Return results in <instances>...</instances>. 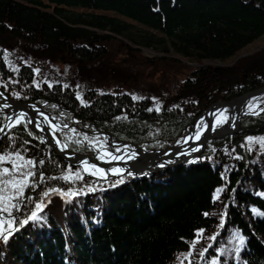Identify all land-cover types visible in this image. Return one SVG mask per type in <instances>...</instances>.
Returning a JSON list of instances; mask_svg holds the SVG:
<instances>
[{
    "label": "trees",
    "instance_id": "obj_1",
    "mask_svg": "<svg viewBox=\"0 0 264 264\" xmlns=\"http://www.w3.org/2000/svg\"><path fill=\"white\" fill-rule=\"evenodd\" d=\"M75 9L112 12L161 36L134 32L120 19ZM263 35L264 0H0V91L68 125L57 136L71 152L95 156L83 136L104 140L103 133L127 148L133 144L146 152L162 150L179 144L215 103L264 86V55L229 68L197 65L226 61ZM115 36L137 48L171 52L197 63L182 87L184 99L158 102L157 112L149 96L134 101L122 90L85 92V78L77 82L51 71L61 58L66 69L74 67L70 72L78 74L95 61L112 63L105 56ZM120 46L129 56L138 52ZM5 52L18 72L4 61ZM137 58V65L125 64L124 73H143L138 64L147 60L140 54ZM157 60L158 66L163 59ZM114 72L126 81L119 68ZM6 117L1 111L0 127ZM72 128L78 135L69 132ZM29 131L21 124L0 133V154L20 152L37 161L38 187L26 190V197L38 200L50 187L83 192L71 200L51 195L40 213L42 221L20 228L7 243L0 241V264H170L189 250L198 230L216 239L206 240L205 246L207 241L212 246L197 264L214 259L219 264H264V216L251 211L264 212V197L257 194L264 193V148L248 144L249 137L264 138V113L244 117L235 134L209 142L194 160L152 173L130 172L123 183H116L119 176L98 179L66 164ZM69 169L79 170L83 179L74 184L59 179ZM89 187L95 190L87 191ZM218 189L222 191L214 199ZM33 207L27 204L22 213L13 214L23 218ZM236 233L245 239L238 253Z\"/></svg>",
    "mask_w": 264,
    "mask_h": 264
},
{
    "label": "snow or ice",
    "instance_id": "obj_2",
    "mask_svg": "<svg viewBox=\"0 0 264 264\" xmlns=\"http://www.w3.org/2000/svg\"><path fill=\"white\" fill-rule=\"evenodd\" d=\"M158 10V9H157ZM3 59L6 61L11 68L12 71L18 72L19 69L14 67L10 60H8L7 52L3 54ZM38 71L39 70H35ZM49 87H52L51 84H49ZM65 88L68 87V85H64ZM3 94L0 93V96ZM76 98L80 100L81 104H84L85 101L80 96L79 93L76 94ZM142 99L141 97H137L135 95L132 96V100H138ZM153 101H156V98H153ZM3 108L9 107V105L5 104L3 106H0ZM53 108H55V105H52ZM249 109H253V105H248ZM36 111H39L36 109ZM148 111H153L152 108H149ZM155 111H160V105L158 102H156V108ZM253 114H256L253 111ZM41 116H43V123L48 125L52 128L53 132H55L57 129L60 128L59 125H53L49 118L47 116H44L43 113H40ZM220 115H223V112L220 113ZM9 121L8 125H5V127H0V133H3L5 131V128L11 129V127H16L21 124L24 125L25 128H27L28 124L32 123V120L28 118L27 113L21 111L16 114L15 118L12 116L6 117ZM52 119H55L53 117ZM119 119V117L117 118ZM221 123L219 118H217V124ZM201 125H203V121H201ZM36 128L39 131H43L44 128L41 126V122H36ZM64 128H68V125H64ZM69 132L73 135H78L76 133V129L72 128L69 129ZM29 135H32V132L29 131ZM200 131L198 130L195 136V139L200 138ZM11 139V137H9ZM191 139V137L189 138ZM69 141H71V136L69 137ZM83 141H87L89 143V146L96 150L97 152V158L100 159L102 162L105 163H111L112 161H118L123 160L124 156H117L113 155L111 151H108L107 148V141L101 140L99 137H93L90 138L87 135L83 136ZM41 142L43 143V138H41ZM77 144L81 143L80 140L75 141ZM25 143H28V141H25ZM59 144V141H57ZM253 143L260 144L261 148H264V138L254 139L253 137L248 138V144L251 145ZM67 147V144H65L61 150ZM251 150V149H249ZM117 152L121 151L120 148L116 149ZM125 154L129 156V158H132L135 156L134 152H130L127 146L123 149ZM192 151H198V149H192ZM239 158V157H237ZM44 161H39V164H43ZM6 164H10L11 167L4 166ZM163 166V165H161ZM37 167V161L33 159H26L20 152H10V153H4L0 154V241H3L4 243H7L8 239L16 232L19 231L20 228L24 227L25 225L29 224L30 222H40L43 220V217L40 215L41 212H43L44 207H46V202H50V197L53 194L61 196L62 199L65 200H71L77 195L82 194L83 189L81 190H75V189H68L63 190L58 187H50L48 190L43 191L41 193V198L38 200H34L32 197L28 196L26 197L25 193L26 190L32 189L35 190L38 187V184L34 177H36V172L34 169ZM82 168L84 171L89 175L97 176L98 179H104L107 180L108 175L113 176H119L121 179L116 181V183H123V176H124V170L119 168H111L107 171L99 168L98 166L94 164H89L87 161H84L82 163ZM131 175V173H129ZM52 179H56V177H52ZM59 179L63 180L66 183H72L74 184L78 180H82L83 176L81 172L78 170L75 173L69 169L67 173L59 177ZM39 180L43 181L44 176L41 174L39 176ZM94 188L89 187L87 191H94ZM222 191V189H218L216 195L214 196V199L219 198V192ZM258 195L264 197V193H257ZM34 207L29 210V212L25 215H23V218H21L18 215H14L13 213H22L23 208L27 206V204H33ZM253 215L257 216H264V212L258 211L256 208L251 209ZM205 216L209 215L208 213H204ZM220 227L223 228V217L221 218ZM203 236V230H198L195 234V238L193 241L189 242V250L186 254H183V259H180V264H184V260H188L189 264H192L191 257L193 255V251L195 250L196 244L200 241L201 237ZM236 239L239 241V246L237 247L236 251L239 252L240 248H242L245 244V239L242 235L239 233L235 234ZM210 240L215 241L216 237L212 236L209 237ZM212 245L209 244L206 248L201 250L199 252V257L201 260L205 258V253L208 250V247H211ZM212 264H219L218 260H213Z\"/></svg>",
    "mask_w": 264,
    "mask_h": 264
},
{
    "label": "rangeland",
    "instance_id": "obj_3",
    "mask_svg": "<svg viewBox=\"0 0 264 264\" xmlns=\"http://www.w3.org/2000/svg\"><path fill=\"white\" fill-rule=\"evenodd\" d=\"M75 11L89 12L96 15L114 17L131 25L132 27L131 29L134 32H140V33L150 32L158 37L161 36L158 32L151 31L150 29L142 25H139L136 22L128 20L112 12L94 11V10L88 11L83 9H75ZM121 44L125 45L126 47H130L132 48V50L138 52L129 56L126 54L124 46H120ZM107 49H108V53L105 56V58H107V60L109 59L108 61L112 63L104 64L102 63V61L100 62L95 61L91 65H85V74L70 72L74 69V67L73 68L69 67L68 69H66V66L68 64H65V60L61 57H60L61 58L60 61L53 63V66H51L52 68L51 71L53 72V74L57 72V73H66L67 75H71L72 78L75 79L77 82H80L82 81L83 78H85V92L89 90H94L97 93H107V92L115 93L122 90L123 92L128 93L131 96L135 95L137 97H142V96H145L147 98L150 97L151 98L150 100L152 101L153 98H156L155 102H162L165 100V101H169L170 103H174V99L175 100L184 99V94L182 93L183 90L182 87L186 81V78L190 74V70H191L190 68L197 67L196 66L197 63L192 61H187L179 56L172 54L171 52L162 53L159 51H155L154 49L152 50L145 48H137L136 46L132 45L131 42H128L127 40L117 36H115L114 40L108 44ZM138 54H140L142 58L147 60L144 63L138 64V67L144 70L143 73H139L137 70H133L129 72V74L124 73L125 64L137 65ZM261 55H264V35L259 39H257L251 45L241 50L237 55L226 61L223 62L207 61L197 65L198 66L208 65L214 67L218 66L223 68H227V67L229 68L239 63H241L242 65H247L249 61H252L254 59H260ZM157 59H163L160 65L158 66L154 64V62L158 61ZM118 68L122 71V74L126 78V81L118 72H114V70L115 69L118 70ZM127 70H129V68H127ZM128 77H132V79H128ZM230 119L231 117L229 113V115H227L221 121V123L217 124L216 129H222L223 127L221 126L223 124H226L227 126L229 124ZM207 236L208 235L204 237L203 235L200 241L196 244L195 250L193 251V255L190 258L192 264L198 263V259H200L199 252L204 248H206L211 243L212 240L209 242L207 241V246H205L206 240H209ZM219 250L217 252H219L221 256L223 257L228 256V253L226 251H219ZM187 252L177 255L171 261L170 264H180V259H183V254H186ZM178 257H180V259H178ZM184 264H189L188 260H184Z\"/></svg>",
    "mask_w": 264,
    "mask_h": 264
},
{
    "label": "water",
    "instance_id": "obj_4",
    "mask_svg": "<svg viewBox=\"0 0 264 264\" xmlns=\"http://www.w3.org/2000/svg\"><path fill=\"white\" fill-rule=\"evenodd\" d=\"M3 95L0 96V106H3L5 104L9 105L7 109H3L0 107V112H5L8 116H12L15 118L16 114L23 111L27 113L28 118L32 120L31 124H28L27 127L35 133L37 136L43 138V144L45 147L49 148L52 153L65 162L66 164H69L72 167H79L83 170L82 163L84 161H87L89 164H94L98 166L99 168L107 171L111 168H119L124 170V175L128 173H140V172H154V171H162L167 168L177 167L180 165H183L186 162H189L191 160H194L198 158L204 151L206 145L217 139H224L228 136H231L235 134L242 125V119L247 116H257L262 113H264V110H262L259 113L249 115L248 113H245V107L249 100L258 94L264 93V86L259 88L258 90L247 92L240 97L234 98L233 100L229 102H220L217 104H220L224 107H227L230 109V121L229 124L222 128V129H216L213 133L206 135L203 138L200 139H189L191 137V133L193 131V128L191 131L182 139V141L174 145L172 147L157 150V151H149L146 152L139 147L129 144V151L135 152L136 157L133 159H123L118 161H112L111 163H105L102 162L100 159L97 158V154L95 156H88L83 155L75 152H71L67 147L61 150V148L65 145L60 138L57 136V130L55 132L50 131L49 129H46L44 126L43 131H39L36 128L35 123V112L43 113L44 116H47L49 120L55 124L59 125V129H66L63 126H61L57 121L51 119V117L40 107L38 106H31L27 103H22L20 101H16L3 92L0 91ZM216 105V104H215ZM38 109L39 111H36ZM210 109V108H209ZM208 110V109H207ZM207 110L205 112H207ZM203 112L202 114H204ZM201 114V115H202ZM9 121L6 119V122L4 124L8 125ZM196 123V122H195ZM194 123V125H195ZM193 125V127H194ZM105 140L107 141V148L108 151H111L113 155L117 156H124L123 149L119 151L118 153L114 152L112 148H121L125 146V143H113L111 140V137L109 135L104 134ZM59 141V144L57 143ZM192 149H198V151H192ZM125 157V156H124ZM163 165V166H161ZM118 176L108 175L107 178H115Z\"/></svg>",
    "mask_w": 264,
    "mask_h": 264
},
{
    "label": "bare ground",
    "instance_id": "obj_5",
    "mask_svg": "<svg viewBox=\"0 0 264 264\" xmlns=\"http://www.w3.org/2000/svg\"><path fill=\"white\" fill-rule=\"evenodd\" d=\"M249 104L253 105L252 110L249 109L248 107ZM245 108H246L245 113H248L249 115H252L253 111L255 113H259L262 110H264V93L253 96L249 100ZM3 109H7V108H3ZM221 112H223V115H220ZM229 113L230 110L220 104L211 106L210 109H208L207 112L202 114L196 121L193 127V131L191 133V138L195 139L198 130L201 133L200 138H203L206 135L213 133L216 130L217 118H219V120L222 121L227 115H229ZM34 116H35V123L39 121L41 122V126H44L46 129L53 131L51 127L43 123V116H41L39 112H35ZM201 121H203V125H201ZM103 139L105 140V137H103ZM123 155L125 156L124 159H128V160L132 158L134 159L136 157V153L135 156L132 158H129V156L125 154V152L123 153Z\"/></svg>",
    "mask_w": 264,
    "mask_h": 264
}]
</instances>
